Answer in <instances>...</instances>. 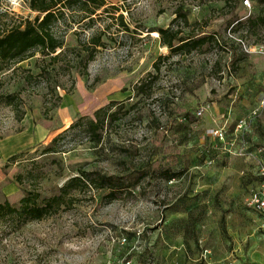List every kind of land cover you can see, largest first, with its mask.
Here are the masks:
<instances>
[{"label": "rangeland", "instance_id": "obj_1", "mask_svg": "<svg viewBox=\"0 0 264 264\" xmlns=\"http://www.w3.org/2000/svg\"><path fill=\"white\" fill-rule=\"evenodd\" d=\"M105 2L54 26L61 50L0 72V206L63 195L40 221L0 211V264H264L248 205L264 164V0ZM36 15L0 0V35ZM161 29L214 41L171 56ZM98 109V144L73 131L48 150Z\"/></svg>", "mask_w": 264, "mask_h": 264}, {"label": "trees", "instance_id": "obj_2", "mask_svg": "<svg viewBox=\"0 0 264 264\" xmlns=\"http://www.w3.org/2000/svg\"><path fill=\"white\" fill-rule=\"evenodd\" d=\"M106 6L105 0H28V7L32 12L37 13L32 21H26L21 27H15L2 35H0V72L11 70L19 63L32 58L36 53L42 57L51 56L54 54V49L63 48V40L58 38L53 30L54 26L60 21L65 19L67 13L79 14V20L83 21L89 19L93 20V16L97 11ZM112 9H117L111 7ZM103 11L108 13L109 9L104 8ZM122 19V16H120ZM160 36L162 45L166 46L172 54L182 56L190 54L203 47L208 41H214V36L203 37H189L183 39L178 37L176 32H171L170 29H161L157 32ZM92 46L94 49L102 46L100 38L92 39ZM61 53L51 57L52 61L60 58ZM170 56H163L156 60L154 69L159 71L161 63L168 60ZM93 59V54L87 55L86 64ZM85 64V65H86ZM142 83L139 87H143ZM10 95H6L4 100L8 106L12 105ZM102 109L94 111L92 115L86 118L83 123L82 120L69 126V128L56 136L48 145V150H51L58 142L65 139L66 136L76 131L84 133L89 140L96 144L100 142V130L103 128L104 120L102 116ZM18 156H12L9 161L15 160ZM89 183L84 179L83 175L70 178L61 193H67L71 188L77 186H87ZM116 191L111 190L109 196H116ZM63 195L54 197L45 201L44 205L38 202L29 203L27 197L20 201L19 207H11L8 203L0 206V211L8 208V213L19 214L24 217L25 221H40L45 216L46 208L55 204L56 209L61 207V200Z\"/></svg>", "mask_w": 264, "mask_h": 264}, {"label": "built area", "instance_id": "obj_3", "mask_svg": "<svg viewBox=\"0 0 264 264\" xmlns=\"http://www.w3.org/2000/svg\"><path fill=\"white\" fill-rule=\"evenodd\" d=\"M245 4H248V1H245ZM256 115V112L253 113ZM209 135L214 137H218V139L222 138V134L219 131H210ZM260 151L254 153L253 151L240 152V157L246 160H256L259 156ZM259 176H260V183L259 186L251 193L248 201L249 207L264 220V164H258ZM126 264H130V262H126Z\"/></svg>", "mask_w": 264, "mask_h": 264}]
</instances>
